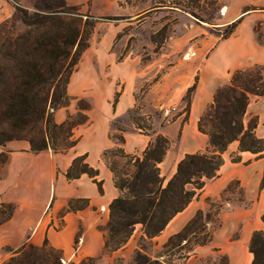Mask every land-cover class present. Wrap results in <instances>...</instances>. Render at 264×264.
<instances>
[{
  "label": "crops",
  "instance_id": "0c3cea01",
  "mask_svg": "<svg viewBox=\"0 0 264 264\" xmlns=\"http://www.w3.org/2000/svg\"><path fill=\"white\" fill-rule=\"evenodd\" d=\"M240 1L235 0V9L219 25L241 17L228 37L215 38L200 25L195 32L184 31L179 48L190 43L192 54L188 60L178 58L167 69H156L149 74L152 67L161 65V59L140 67L130 55L115 61L81 55V75L77 81L81 82V96L90 106L86 110L89 122L74 131L78 142L64 152L49 148L33 152L26 141L16 140L0 146V153L8 154L7 162L0 164V208L11 207L8 217L0 221V260L25 244L42 246L45 241L68 261L79 262L90 257L94 258V264H114L117 256L124 262L129 259L134 245L128 246V242L112 252L104 248L108 206L119 192L102 154L115 147L140 154L153 135L125 121L124 142L118 143L109 135L111 123L125 118L137 103L143 110L161 105L177 107L187 89L195 84L186 120L183 112L164 124L153 123V134H162L170 141L158 165L163 181L173 175L185 154L206 151L208 137L198 130L197 122L212 103L215 91L228 84L231 73L238 69L259 66L264 79V8L243 10L250 2ZM166 44L172 46V38ZM61 109L54 113L57 122L63 120ZM251 116L257 118L255 135L264 138V95L250 97L244 122ZM236 153L240 155L239 162L230 159ZM82 154L87 155L89 165L98 169L102 193L86 174L66 179L64 173L73 158ZM223 158L217 176L206 180L189 204L158 235L149 239L154 248H160L168 238L183 231L198 211L209 215L205 220L206 226L211 227L209 241L190 250L182 264H201L202 258L214 260L215 254L225 257L224 264H252L251 235L264 230V151L259 156L239 152L238 142L234 141ZM72 199H86L87 205L66 211ZM5 248L9 254L2 252Z\"/></svg>",
  "mask_w": 264,
  "mask_h": 264
},
{
  "label": "trees",
  "instance_id": "16d2710c",
  "mask_svg": "<svg viewBox=\"0 0 264 264\" xmlns=\"http://www.w3.org/2000/svg\"><path fill=\"white\" fill-rule=\"evenodd\" d=\"M49 1L36 0L32 12L14 5L16 18L25 26L22 32H17L8 18L0 22V145L10 140H26L33 152L48 148L54 152L65 151L78 142L79 138L73 137V128L89 122L83 113L88 105H80L81 99L77 100L81 120L73 122L72 115L68 114L64 121L57 123L54 113L70 102L71 97L67 93L69 78L89 45L96 18L82 13L78 4L68 5L65 0ZM71 13L78 19L66 20L64 15ZM190 14L195 16L193 12ZM240 20L241 17L231 22L222 38L228 37ZM194 86H190L184 95L188 104L184 120ZM262 95L264 79L259 66L233 71L228 84L215 91L212 103L197 122L198 130L208 137L209 148L204 152L185 154L165 183L158 166L170 144L164 135L156 134L140 154L126 153L122 147L105 150L102 157L119 191L108 206L105 251L112 252L123 246L136 225H140L142 238L151 239L158 235L173 216L200 192L205 181L217 176L224 161L223 153L230 143L237 141L239 152L261 155L264 138L255 135L257 118L251 116L244 122V115L250 97ZM116 100L115 95L113 106ZM145 119L149 121V117ZM133 123L144 133L151 129V125L144 129L139 122ZM114 138L119 143L124 142L122 134ZM62 141L67 144L59 148L57 144ZM108 152L123 157L132 171L118 170L113 162L107 161ZM86 157V154L74 157L64 175L71 180L86 174L102 193L98 169L89 165ZM230 159L239 162L240 155L231 154ZM75 201L82 204L74 206ZM86 205V199H72L67 203L66 211ZM262 221L264 223V215ZM173 237L184 239L182 231L169 240ZM208 240L198 244H205ZM249 251L253 255L252 264H264V230L252 233ZM60 253L46 241L42 246L23 245L6 264H61ZM93 259L89 257L68 264H91ZM134 264L167 263L152 259L138 249Z\"/></svg>",
  "mask_w": 264,
  "mask_h": 264
},
{
  "label": "rangeland",
  "instance_id": "374dc122",
  "mask_svg": "<svg viewBox=\"0 0 264 264\" xmlns=\"http://www.w3.org/2000/svg\"><path fill=\"white\" fill-rule=\"evenodd\" d=\"M35 1L36 0H0V22L8 18L12 21L13 27L17 32L24 31L25 26L15 16L14 5L17 4L32 12L34 11L33 4ZM57 1L58 0H50L49 2ZM65 2L68 5L78 4L82 13H89L96 18L92 33L89 37V45L81 55L85 53L90 54L95 57H100L104 61L107 59H113V61H115L126 55H130L137 59L140 67L149 61L161 59L162 66L155 65L151 68L149 74H152L156 69H167L170 65L174 64L178 58L185 60L189 59L192 54L190 43L182 49L179 48L181 41L184 39L183 32L186 30L195 32L199 29L198 26L200 25L205 28L207 33L212 34L213 37L222 38V35L229 30L230 23L223 26L219 25L224 22L228 13L232 9H235L236 5L235 0H65ZM249 2L250 4L242 7L243 10L264 8V0H249ZM190 12H193L195 16L191 15ZM64 17L71 22L74 21V19H78L73 13H71V15H64ZM81 18H84V16ZM171 38L172 46H168L166 41ZM109 64L108 62L107 65ZM79 75H81V56L74 66L69 78L67 93L71 99L69 104L66 107H62L60 110L63 117L62 121L66 119L68 114L72 115L73 122L81 120V116L79 115L81 111H79V105L77 103L78 99H81L80 105L83 106L87 104L89 109L90 105L88 100L81 96V82L77 81ZM137 93H139V91ZM187 105V98L184 96L179 106L174 107V109L166 115L164 113V109L168 107L166 105H161L153 110H143L141 104L137 103L136 107L130 110L125 118H117L112 121L109 135L113 140L117 141L114 136L122 134L124 128L123 123L125 121H130L132 123L137 121L144 126V129L145 126L151 125V129L146 130V132L147 134H152L154 139L156 134H153L155 132L153 123L156 121L158 124H164L170 121L176 113L186 112ZM83 113L87 115L86 110L83 111ZM145 117H149V121L146 120ZM54 119L57 122L55 117ZM81 125L73 128L74 138H79L74 131ZM6 142H4L3 145H5ZM26 142L28 143V141ZM66 144V141H62L58 142L57 146L62 148L65 147ZM116 148L117 147L111 149ZM0 154H3L0 157V164L6 163L8 154L6 152H1ZM106 159L107 161L113 162L118 170L128 169L129 172L132 171V168L125 164L126 160L113 152H108ZM81 204V201H75L73 205L80 206ZM10 212V206H1L0 221L6 219ZM208 219L209 215H205L201 211H198L193 219L186 225L184 231H182L184 239L173 237L169 240L168 238L169 241H166L167 244L160 248H154L153 242L147 238H142L140 225H136L131 236L127 240L128 246L134 245L131 256L126 262L123 261L121 256H117L114 259V264H134L135 253L138 249L146 253L152 259H158L167 264H182L184 261L183 258L187 256L190 250H193L199 245L198 243L205 242L204 240H208V238L211 237V227H207L205 224V220ZM106 234L107 233H105L104 236H106ZM17 250L13 251L12 255H7L1 259L0 264H6L10 257L17 254ZM27 250L29 249L26 248V251ZM2 252L9 254L7 253V248L3 249ZM60 256L61 264H68L70 262L78 263L73 260H65L61 253ZM62 260L64 262H62ZM225 262L224 256L215 254L214 260L213 258L204 257L202 258L201 264H224ZM94 263L93 259L91 264Z\"/></svg>",
  "mask_w": 264,
  "mask_h": 264
},
{
  "label": "built area",
  "instance_id": "2783aa9c",
  "mask_svg": "<svg viewBox=\"0 0 264 264\" xmlns=\"http://www.w3.org/2000/svg\"><path fill=\"white\" fill-rule=\"evenodd\" d=\"M173 109H174V107H166V108L164 109V113L167 115V114L170 113ZM62 262H64V261L62 260Z\"/></svg>",
  "mask_w": 264,
  "mask_h": 264
},
{
  "label": "bare ground",
  "instance_id": "6f19581e",
  "mask_svg": "<svg viewBox=\"0 0 264 264\" xmlns=\"http://www.w3.org/2000/svg\"><path fill=\"white\" fill-rule=\"evenodd\" d=\"M223 10H224V8H223Z\"/></svg>",
  "mask_w": 264,
  "mask_h": 264
}]
</instances>
